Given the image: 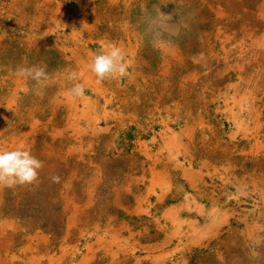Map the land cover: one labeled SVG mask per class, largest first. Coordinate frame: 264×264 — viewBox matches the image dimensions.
<instances>
[{"label":"rangeland","instance_id":"1","mask_svg":"<svg viewBox=\"0 0 264 264\" xmlns=\"http://www.w3.org/2000/svg\"><path fill=\"white\" fill-rule=\"evenodd\" d=\"M263 27L264 0H0V150L44 165L0 186V264H264Z\"/></svg>","mask_w":264,"mask_h":264},{"label":"clouds","instance_id":"2","mask_svg":"<svg viewBox=\"0 0 264 264\" xmlns=\"http://www.w3.org/2000/svg\"><path fill=\"white\" fill-rule=\"evenodd\" d=\"M49 33L46 34V36ZM194 62H197L194 58ZM90 70L95 74L98 82L113 80L124 77L127 73V65L124 62V54L118 46H112L110 50L94 56L89 64ZM17 75L30 78L36 85L33 87V94L42 95L41 88L49 79V75L44 67H20ZM66 79L73 82L68 91L71 98H83L85 96V86L75 83L79 79V73L70 72ZM43 162L36 158L30 151L24 148H16L8 151L0 150V186L13 188L16 186L38 185L40 182V170ZM53 183H59L60 177L53 175L50 177ZM259 246L261 241L254 242Z\"/></svg>","mask_w":264,"mask_h":264},{"label":"bare ground","instance_id":"3","mask_svg":"<svg viewBox=\"0 0 264 264\" xmlns=\"http://www.w3.org/2000/svg\"><path fill=\"white\" fill-rule=\"evenodd\" d=\"M263 29H264V27H263ZM263 29H262V31H263ZM262 34V33H261ZM262 37V36H261ZM251 40H254V39H251ZM251 43V42H250ZM252 44V43H251ZM250 46V45H249ZM250 49V48H249ZM254 49V48H253ZM256 49V48H255ZM260 50V49H259ZM248 50H246V52H247ZM257 51V50H256ZM248 53V52H247ZM250 53V52H249ZM258 53V52H257ZM264 53V52H263ZM71 99V98H70ZM108 100H110V99H107L106 100V102H108ZM70 106H72V104H70ZM72 109H73V106H72ZM86 112H87V110H84V115H88V114H86ZM82 113V112H81ZM88 113V112H87ZM69 115L71 116V117H68V118H70L69 119V122L71 123L72 121H73V119L75 118V115H76V113L74 112V113H72V112H70L69 113ZM89 117H90V114H89ZM72 120V121H71ZM75 120V119H74ZM106 122L108 121L107 119L105 120ZM72 125V124H71ZM73 126V125H72ZM1 132V131H0ZM7 145H10V143L9 144H7ZM11 145H13V144H11ZM179 145V144H178ZM163 146V145H162ZM11 147V146H10ZM190 161V160H189ZM190 163H192L191 161H190ZM72 220V219H71ZM69 223H71L70 221H69ZM67 234V233H66ZM112 238H113V236H111ZM116 238V237H115ZM123 240V239H122ZM121 244H122V242H121ZM111 245V244H110ZM123 246V245H122ZM120 247V246H119ZM119 247L118 248H116L117 250L119 249ZM133 249V248H132ZM138 258V257H137ZM86 261H87V259H86ZM136 261V260H135ZM135 263V262H134Z\"/></svg>","mask_w":264,"mask_h":264}]
</instances>
